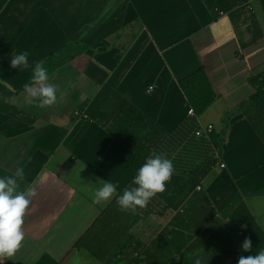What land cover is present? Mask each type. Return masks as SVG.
<instances>
[{"label": "crops", "instance_id": "1", "mask_svg": "<svg viewBox=\"0 0 264 264\" xmlns=\"http://www.w3.org/2000/svg\"><path fill=\"white\" fill-rule=\"evenodd\" d=\"M238 9L218 15L206 0H0V83L18 92L10 105L36 118L30 125L0 112V178L22 167L21 189L35 184L37 192L22 247L4 264H102L76 244L143 161L79 112L104 85H117L172 133L192 108L180 81L201 68L217 99L198 122L226 131L221 162L197 191L238 248L264 231V141L243 107L255 94L251 78L264 72V0ZM69 44L88 50L50 76L57 103L27 104L24 85L35 62ZM25 51L29 67L12 68V57ZM101 180L116 185V196L97 205L92 197ZM143 223L153 224V217L133 229L137 237Z\"/></svg>", "mask_w": 264, "mask_h": 264}, {"label": "trees", "instance_id": "2", "mask_svg": "<svg viewBox=\"0 0 264 264\" xmlns=\"http://www.w3.org/2000/svg\"><path fill=\"white\" fill-rule=\"evenodd\" d=\"M246 1L206 0L212 9H217L218 15H236L240 11L236 8ZM87 50L83 44H69L51 56L45 62L49 77ZM251 83L255 94L243 107L247 108L246 116L264 141V72L252 77ZM180 86L195 116L187 118L172 133L123 97L117 85H104L89 106L78 114V118L91 119L104 127L143 163L149 157L164 154L172 160L175 169L166 190L153 197L145 208H138L135 213L121 211L116 197L125 189L136 187L133 178L80 238L76 248L89 251L102 264H196L197 260L201 264H238L239 256L255 255L264 249L261 228L250 237V252L238 248L205 194L197 191L220 162L216 155L223 153L226 129L224 134L213 130L208 136L195 135L198 118L217 99L203 68L182 79ZM17 93L0 83V112L33 125L36 118L8 103ZM171 211L175 215L151 242L146 243L133 233L140 222L153 215L165 217Z\"/></svg>", "mask_w": 264, "mask_h": 264}, {"label": "clouds", "instance_id": "3", "mask_svg": "<svg viewBox=\"0 0 264 264\" xmlns=\"http://www.w3.org/2000/svg\"><path fill=\"white\" fill-rule=\"evenodd\" d=\"M28 56L26 51L15 55L11 59V67L28 68ZM58 91V86L50 82L45 61L35 62L31 81L24 85L25 102L40 108L50 107L57 103ZM174 171L172 160L164 154L149 157L134 177L133 184L136 187L125 189L122 195L116 197L120 210L135 213L138 208H145L153 197L166 190V183L171 180ZM24 179V169L19 166L14 174L0 178V264L12 259L25 239L24 217L37 192L35 184L21 189L20 182ZM101 181L102 186L94 191L92 197L93 203L97 205L110 202L116 196V185ZM241 228L246 229L247 225H241ZM241 248L243 252H250L251 239L246 237ZM196 264H201V261L197 260ZM238 264H264V249L255 255L239 256Z\"/></svg>", "mask_w": 264, "mask_h": 264}, {"label": "rangeland", "instance_id": "4", "mask_svg": "<svg viewBox=\"0 0 264 264\" xmlns=\"http://www.w3.org/2000/svg\"><path fill=\"white\" fill-rule=\"evenodd\" d=\"M174 215L175 212L172 211L167 213L165 217L153 215L151 216L153 217V224H141L136 230V234H138V236L144 238L148 242H151L152 238H154L159 232L162 231V229L170 222Z\"/></svg>", "mask_w": 264, "mask_h": 264}, {"label": "built area", "instance_id": "5", "mask_svg": "<svg viewBox=\"0 0 264 264\" xmlns=\"http://www.w3.org/2000/svg\"><path fill=\"white\" fill-rule=\"evenodd\" d=\"M249 9H250V6H249ZM224 15V14H222ZM153 91V88H150L149 92H152ZM189 116H195V111L193 108H191L189 110ZM214 130V127L212 125H208V126H202L199 124L197 130L195 131V135L196 137H202L203 135L204 136H208L210 135ZM216 157L219 159V161L221 162V155H219V153L216 155ZM221 164V167L222 168H225V164L224 163H220ZM202 188L201 187H198L197 190L200 191Z\"/></svg>", "mask_w": 264, "mask_h": 264}]
</instances>
